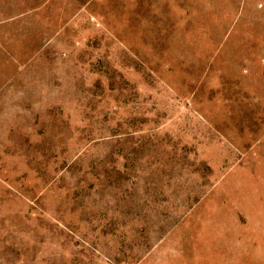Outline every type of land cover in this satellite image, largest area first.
Here are the masks:
<instances>
[{
    "label": "rangeland",
    "instance_id": "374dc122",
    "mask_svg": "<svg viewBox=\"0 0 264 264\" xmlns=\"http://www.w3.org/2000/svg\"><path fill=\"white\" fill-rule=\"evenodd\" d=\"M0 264H264V0H0Z\"/></svg>",
    "mask_w": 264,
    "mask_h": 264
}]
</instances>
